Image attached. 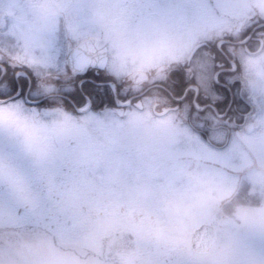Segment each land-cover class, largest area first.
<instances>
[{
  "label": "snow or ice",
  "instance_id": "1",
  "mask_svg": "<svg viewBox=\"0 0 264 264\" xmlns=\"http://www.w3.org/2000/svg\"><path fill=\"white\" fill-rule=\"evenodd\" d=\"M0 264H264V0H0Z\"/></svg>",
  "mask_w": 264,
  "mask_h": 264
}]
</instances>
